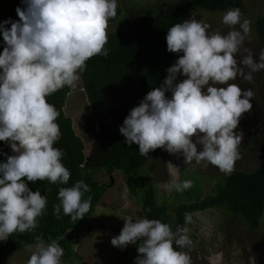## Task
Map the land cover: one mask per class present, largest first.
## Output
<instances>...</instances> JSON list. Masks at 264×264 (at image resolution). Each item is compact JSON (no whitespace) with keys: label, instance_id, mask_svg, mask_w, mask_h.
I'll list each match as a JSON object with an SVG mask.
<instances>
[{"label":"clouds","instance_id":"1","mask_svg":"<svg viewBox=\"0 0 264 264\" xmlns=\"http://www.w3.org/2000/svg\"><path fill=\"white\" fill-rule=\"evenodd\" d=\"M21 2L25 7L16 8L19 20L0 22L6 45L0 53V141L8 142L14 153L0 162V240L33 232L45 214L46 195L32 191L27 182H69L64 152L54 147L61 135L56 122L60 112L46 98L65 86L74 90L86 62L97 55L107 57L106 29L118 6L117 0ZM8 23L10 28L5 27ZM222 23L230 29L226 34L209 32L211 25L194 17L168 29L167 50L183 54L167 69L161 86L150 90L119 128L129 146H139L141 156L163 148L182 153L187 165L205 162L225 175L235 170L242 133L234 130L251 110L254 93L232 81L251 82L254 72L264 70V50L254 59L245 47L251 21L238 7L227 10ZM178 74L186 78L177 83ZM193 184L190 179L172 180L166 190L183 192ZM90 191L82 179L60 187L53 215L61 219L62 212L72 221L82 219L91 208V195L84 198ZM123 219L111 243L124 248L140 241L135 264H191L190 257L177 250L192 243L188 227L173 231L158 219ZM191 222L185 215V225ZM36 241L27 264H61L64 249L56 240L45 244L37 235Z\"/></svg>","mask_w":264,"mask_h":264},{"label":"trees","instance_id":"2","mask_svg":"<svg viewBox=\"0 0 264 264\" xmlns=\"http://www.w3.org/2000/svg\"><path fill=\"white\" fill-rule=\"evenodd\" d=\"M117 5L116 17L109 20L115 21L117 26L107 32V57L97 55L89 59L74 90L65 86L46 98L60 112L56 122L61 135L54 147L64 152L62 162L71 173L70 180L66 185L39 180L27 182L32 191L39 190L46 195V211L38 217V227L33 232L14 233L6 240H0V263L9 254L37 244V235L42 236V242L46 244L51 240L60 244L64 249L61 262L80 263L82 257L74 249L71 232L90 229L89 221L109 185L100 183L96 178L98 172L111 175L118 171L143 216L167 223L173 231L177 226L187 227V213L209 208H225L230 214L225 220L226 225L238 222L251 230L260 226L264 214V162L250 171L235 169L223 179H217L209 193H204L203 186H195L196 183L188 190L174 191L159 201L154 185L141 169L150 157L157 158L162 148L141 156L139 146L135 143L129 146L119 131L130 110L138 106L150 90L161 86L167 69L183 54L169 52L166 42L168 29L182 22L183 12L193 7L208 11L238 7L245 14L247 7L242 0L162 2L160 7H144L146 9L134 20L132 27L125 28L124 22H117L123 16L119 0ZM18 6L25 7L21 0H0V22L9 18L19 20ZM252 26V31L264 42V13L255 17ZM5 27L10 28L11 23ZM5 46L0 32V53ZM178 78L179 74L177 83ZM165 94L170 97L171 91ZM79 95L84 98L83 103L78 101ZM10 148L8 142L0 141V162H6L7 156L13 155ZM81 179L90 186L91 191L84 196L85 199L88 195L92 197L90 211L77 222L62 212V218L57 219L53 215V205L59 203V188L70 187ZM139 243L130 244L126 254L109 264H135L140 255ZM177 250L184 251L179 247Z\"/></svg>","mask_w":264,"mask_h":264},{"label":"rangeland","instance_id":"3","mask_svg":"<svg viewBox=\"0 0 264 264\" xmlns=\"http://www.w3.org/2000/svg\"><path fill=\"white\" fill-rule=\"evenodd\" d=\"M170 1L175 0H119L123 16L119 17L117 22H124L125 28H131L134 20L146 9L144 7H160L162 2ZM242 1L248 10L243 17L251 21V33L245 42V47L252 50L255 59L260 51L264 50V42H261L252 31V25L255 17L264 13V0ZM225 12L193 7L183 12L182 22L194 17L211 25L209 32L219 31L221 34H226L230 29L222 23ZM116 26L115 21H110L106 31L109 32ZM245 71L247 72L248 69ZM252 75L251 82L240 78L232 81L242 89H251L254 93L250 98L251 110L242 115L237 129L234 130L242 133L239 146L240 159L236 161L235 169L246 171L264 162V70L254 72ZM185 78L179 74L178 82ZM171 95L172 93L169 98ZM78 101L83 103L84 98L79 95ZM192 139L195 142V137ZM197 147L200 148L199 145ZM10 152L14 154L11 148ZM141 173L154 185L159 201L168 198L169 194L175 191L166 190L167 184L172 180L182 182L190 179L194 184L197 183L195 186H203L204 193H209L212 184L226 176L217 167L205 162L197 164L193 161L191 165H187L182 153L170 154L163 148L157 158L148 159ZM96 178L100 183L109 185L89 221L90 229L78 233L71 232L75 241L74 249L82 257V261L78 264H109L120 258L123 253L126 254L130 244L118 248L112 245L111 240L120 234L125 223L123 217L131 216L133 221L144 217L118 171H114L111 175L98 172ZM186 215L192 217V222L187 224L192 243L184 248L183 252L190 257L191 264H257L256 259L260 256L264 257L262 252L264 214L256 230H251L238 222L226 225L225 220L230 214L225 208H209ZM35 250L36 244L13 252L6 256L1 264H27ZM61 264L66 263L61 262Z\"/></svg>","mask_w":264,"mask_h":264},{"label":"flooded vegetation","instance_id":"4","mask_svg":"<svg viewBox=\"0 0 264 264\" xmlns=\"http://www.w3.org/2000/svg\"><path fill=\"white\" fill-rule=\"evenodd\" d=\"M262 252H264V247L262 248ZM257 264H264V257H258L256 259Z\"/></svg>","mask_w":264,"mask_h":264}]
</instances>
